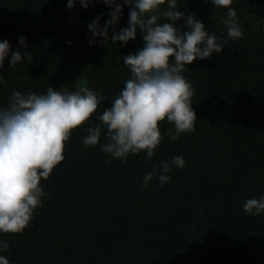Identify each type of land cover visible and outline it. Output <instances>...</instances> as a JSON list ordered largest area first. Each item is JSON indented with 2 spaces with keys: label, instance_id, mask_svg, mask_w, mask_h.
I'll return each instance as SVG.
<instances>
[{
  "label": "trees",
  "instance_id": "16d2710c",
  "mask_svg": "<svg viewBox=\"0 0 264 264\" xmlns=\"http://www.w3.org/2000/svg\"><path fill=\"white\" fill-rule=\"evenodd\" d=\"M117 2L123 7L119 31L127 27L130 8ZM67 3L0 0V40L23 50L18 37L24 36L33 56L15 68L5 60L0 106L14 90L41 94L49 86L70 92L86 86L105 98L64 142V160L41 179L49 195L29 226L0 233L9 244L0 254L10 264H264V212L255 216L243 209L247 199L264 195V0H233L243 38L185 66L182 74L194 89L195 130L172 141L165 133L175 128L165 118L151 160L143 150L127 159L101 151L107 129L95 147L82 143L131 76L123 56L142 49L144 41L138 29L127 45L98 37L90 46L88 24L103 12V26L109 6L94 0L84 9L77 0L69 10ZM180 5L209 32L227 30V9L204 0ZM174 156H183L185 166H173L163 187L154 176L141 190L144 175Z\"/></svg>",
  "mask_w": 264,
  "mask_h": 264
},
{
  "label": "clouds",
  "instance_id": "9594fccd",
  "mask_svg": "<svg viewBox=\"0 0 264 264\" xmlns=\"http://www.w3.org/2000/svg\"><path fill=\"white\" fill-rule=\"evenodd\" d=\"M95 2L109 6L110 18L101 26L100 19L104 17L101 12L88 24L90 46L98 42V37L102 38L101 42L110 38L112 44L127 45L137 37L138 29L144 46L134 54L123 56L131 76L111 106L98 117L101 123L87 128L88 135L82 143L86 149L95 147L100 143L102 129H107L101 151L112 158L127 159L129 154L143 150L145 159L151 160L161 143L159 123L165 118L175 128L174 133L171 128L165 133L172 141L182 133L195 130L197 115L191 101L194 89L182 73L186 65L220 54L230 40L243 38L237 11L231 7L233 0H204L227 9L222 21L227 30L222 29L218 35L209 32L195 13L186 15L178 10L182 7L180 0H123L130 8L127 27L116 31L115 26L123 16L122 4L117 0ZM76 3L77 0H68L67 8L72 10ZM79 3L84 9L94 6V0H79ZM162 5L166 9L160 10ZM162 17L169 22H159ZM179 20H184V24L177 26ZM18 41L23 50H12L7 39L0 40V69H4L6 59L10 68H15L24 57L33 61L26 37L20 36ZM3 73L0 72V84L6 83ZM104 99L102 94L86 86L72 92L49 86L41 94L14 90L7 104L0 106V233H22L29 226L34 210L49 195L43 191L41 179H48L54 167L64 160V142ZM185 164L183 156L160 161L144 175L141 190L150 187L154 176L163 187L171 180L172 167L182 168ZM243 209L259 216L264 212V195L247 199ZM8 248V242L0 239V253ZM0 264H10V261L0 254Z\"/></svg>",
  "mask_w": 264,
  "mask_h": 264
}]
</instances>
